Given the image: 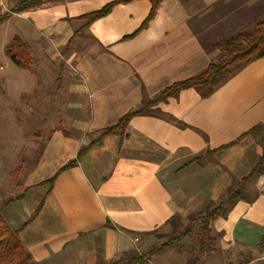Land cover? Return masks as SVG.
Here are the masks:
<instances>
[{
  "label": "crops",
  "instance_id": "obj_1",
  "mask_svg": "<svg viewBox=\"0 0 264 264\" xmlns=\"http://www.w3.org/2000/svg\"><path fill=\"white\" fill-rule=\"evenodd\" d=\"M112 1L49 0L0 24L2 87L22 75L4 51L15 36L41 56V65L70 66L66 84L64 75L57 76L54 93L62 97L53 108L62 112L57 127L36 165L18 182L19 192L3 205L38 264L116 263L149 244L153 234L146 232L172 216L184 220L217 202L259 161L263 134L250 130L264 125V56L207 97L184 89L158 104L163 114L133 117L125 131L94 143L51 188L39 185L76 158L99 130L140 107L144 97L153 98L217 61L220 51L212 45L228 29L246 30L264 21V0H161L146 26L151 0L118 4L89 26L79 18ZM15 2L0 0V13ZM24 79L27 94V74ZM245 191V199L215 225L223 243L256 252L264 234V174ZM153 255L159 264H188L178 248Z\"/></svg>",
  "mask_w": 264,
  "mask_h": 264
},
{
  "label": "trees",
  "instance_id": "obj_2",
  "mask_svg": "<svg viewBox=\"0 0 264 264\" xmlns=\"http://www.w3.org/2000/svg\"><path fill=\"white\" fill-rule=\"evenodd\" d=\"M47 1L49 0H16L9 11L0 13V24L12 13H18L32 7L40 6ZM131 1L133 0H113L100 9L80 15L79 18L87 20L86 26H89L95 20L109 14L118 4L128 3ZM160 2L161 0H151L152 8L144 26H146L149 21L155 17ZM212 48L219 49L220 57L217 61L210 63L206 70L196 76L180 80L164 88L153 98L144 97L143 103L140 107L128 111L118 120L116 124L99 130L91 143L79 150L76 158L69 160L52 177L44 180L39 185L51 188L58 175L62 171L76 166L79 159L94 143L101 140L102 137L107 134L125 131L127 125L133 117L139 115H150L153 113L163 114V111L157 107L158 104L166 102L170 97H177L182 90L194 88L201 94L202 97L211 95L216 88L222 85L237 70L241 69L252 60L264 56V21L258 22L255 30L253 31L241 30L215 42L212 45ZM6 54L18 67L31 70L33 57L29 51L27 42L21 37L15 36L12 39V41L7 45ZM257 130L264 131V125H257L253 127L250 132H255ZM259 151V161L253 167L251 172L242 178L241 181L230 187L217 202L211 203L200 212L191 214L188 217L191 222L186 225L184 230L177 232L178 224L181 219L177 215L172 216L167 220V222L173 223L175 229L166 241L153 246L144 253L133 250L132 252L124 255V257L122 256L119 260L121 261L120 264H144L145 260L149 258V255L159 253L168 247L180 243V241L192 233L193 225L199 222L203 223L202 228L204 236L205 234L209 235L211 232V221H215L218 217H226L238 201L245 199V189L247 184L252 182L259 175L264 174V135L259 141ZM258 194L259 192H257L256 195ZM41 208L42 203L32 214L31 218L35 217ZM26 225L27 224H24L22 227ZM154 231L155 229L146 232V234H153ZM18 233L19 229L13 228L0 211V264H38L32 258L31 253L23 245ZM203 246L204 245L201 247L202 249L204 248ZM258 246L264 253V234ZM198 262L199 255L188 260V264H198Z\"/></svg>",
  "mask_w": 264,
  "mask_h": 264
},
{
  "label": "rangeland",
  "instance_id": "obj_3",
  "mask_svg": "<svg viewBox=\"0 0 264 264\" xmlns=\"http://www.w3.org/2000/svg\"><path fill=\"white\" fill-rule=\"evenodd\" d=\"M260 21L257 20L256 24ZM256 24L246 30H255ZM11 26L13 25L11 24ZM236 31V28L228 29L221 37H228V34H235ZM6 48L7 44L5 53ZM1 51L2 48H0V56ZM29 51L33 53L31 70H29L32 73H30L32 79L30 80L28 70L15 66L14 71L22 75H14L15 79L5 80L3 87L0 85V211L8 222L6 208L4 209L3 205L7 203L13 193L19 192L18 182L30 168L36 165L51 130L53 127H57V120L62 113L53 109L59 107L55 102L58 98L59 100L62 98L54 93L59 79L57 76L64 75L66 84L70 68L66 62H63L62 66L53 63L43 66L41 65V56L31 51L30 48ZM9 70L11 69H7V71ZM25 74H27L26 82L29 85L27 94L23 89ZM67 98L66 95L65 99L67 100ZM262 134L264 135V131ZM190 222L188 218L181 219L177 232L184 230ZM202 225V222L194 224L193 231L189 236L180 243L171 246L174 250L178 248L185 260L188 261L199 255L198 264H264L263 251L253 252L238 244L223 243L221 232L217 230L215 221H211L209 235L205 234L204 236ZM174 229V224L171 222L160 225L155 229L149 244L143 248L138 245L134 250L144 253V250L149 247L166 241ZM202 245H204L203 249ZM166 256L164 255L162 259ZM148 257L144 264H159L160 257L156 255ZM120 259L116 260V263L110 264H120ZM166 259L168 260V258ZM170 262L173 261L170 260ZM174 264H181V262L174 261Z\"/></svg>",
  "mask_w": 264,
  "mask_h": 264
},
{
  "label": "built area",
  "instance_id": "obj_4",
  "mask_svg": "<svg viewBox=\"0 0 264 264\" xmlns=\"http://www.w3.org/2000/svg\"><path fill=\"white\" fill-rule=\"evenodd\" d=\"M137 240H138V239L136 238L135 241L137 242Z\"/></svg>",
  "mask_w": 264,
  "mask_h": 264
}]
</instances>
